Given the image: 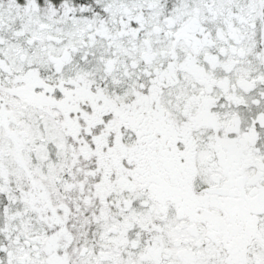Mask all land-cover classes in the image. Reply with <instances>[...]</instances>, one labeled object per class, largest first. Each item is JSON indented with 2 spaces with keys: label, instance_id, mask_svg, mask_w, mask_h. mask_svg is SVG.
<instances>
[{
  "label": "snow or ice",
  "instance_id": "obj_1",
  "mask_svg": "<svg viewBox=\"0 0 264 264\" xmlns=\"http://www.w3.org/2000/svg\"><path fill=\"white\" fill-rule=\"evenodd\" d=\"M0 264H264V0H0Z\"/></svg>",
  "mask_w": 264,
  "mask_h": 264
}]
</instances>
